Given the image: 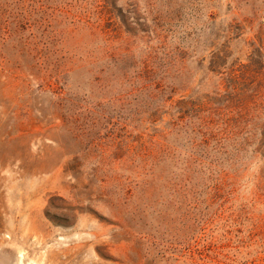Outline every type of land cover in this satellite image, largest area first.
Returning <instances> with one entry per match:
<instances>
[{"label":"rangeland","instance_id":"374dc122","mask_svg":"<svg viewBox=\"0 0 264 264\" xmlns=\"http://www.w3.org/2000/svg\"><path fill=\"white\" fill-rule=\"evenodd\" d=\"M105 1L0 0V264H264V50L243 75L264 48V0H128L136 38ZM213 10L215 27L245 32L217 98L234 157L212 177L186 171L194 137L175 134L181 161L161 180L142 111L162 89L216 96Z\"/></svg>","mask_w":264,"mask_h":264},{"label":"trees","instance_id":"16d2710c","mask_svg":"<svg viewBox=\"0 0 264 264\" xmlns=\"http://www.w3.org/2000/svg\"><path fill=\"white\" fill-rule=\"evenodd\" d=\"M127 1L128 0H106L105 3L110 8L111 13L119 18L121 27L125 30V33L136 38L138 37V34L134 33L135 31L132 28V24L137 25V23H135V21H133V23H130L132 17H128V14L131 8L128 7ZM207 2L211 3L213 2V0H207ZM133 6L134 5H132V7ZM195 8L198 9L193 10L192 18H194V21L198 18H203V15L198 12L200 6L195 5ZM134 9L137 10L135 6ZM214 10L213 12L206 13L205 16L208 23L211 22V30L212 32L216 33V35L214 40L210 43L204 58L210 59L208 68L209 74L219 77L220 85L217 89L218 92H215L217 97L215 96L210 98L206 96L198 98L197 101H192L188 98L187 100L183 99L181 101L173 103L171 92L169 93V90L162 89V91L159 93V97H163L165 94H167L165 98L169 99L163 102L161 105H158L157 107L153 105H146L145 110L142 111V114L145 117L143 122L146 125H149V128H147V130L145 131L147 132L149 140H152V142L148 141L147 145L149 144V142H151L149 145H156V152L148 151L144 153L143 158L146 160L145 162L147 164L152 163L150 165L156 167L159 174L158 177L161 180L165 178L166 168L173 167L175 166V164L178 165V163H180L181 161L180 156H178L174 152V149H171L174 145L172 144V142H170V139H172L175 134H186L188 136L190 135L194 137L191 146L193 149H195V152H187L182 154H185L186 157L182 162V164L185 166L186 171H190L193 164L197 163L198 169L202 173L203 177H208L202 170V168H205L208 165L211 167V169L209 170L210 177H212L214 173H217L218 169L222 167V160L230 161V159L234 157V152L229 150L233 138V136L231 135V126L229 127L228 125H225L223 121V112L225 113L227 111V108L219 107L217 98L223 95L222 88H225L226 91L229 90V88L223 86L226 80L224 79V76H229L231 78V83H234V75L236 76L235 70L231 69L230 73L222 71L226 69L227 61L232 55V42L242 37L245 32H243L242 34L237 33V35V28H235V26L232 24L228 26L224 31H222L221 28H217V26L215 27L216 21L219 20V14ZM189 28H193L194 31L189 35L194 33L195 35H197L196 33L198 29L196 25H193V27ZM263 50L264 48L262 46L252 47L251 53L249 55L250 62L243 73L244 76H246V74L248 73L246 71L251 70L256 73L257 70L262 69L261 67L258 68V61H256L255 59L257 57H261ZM229 77H227V80H230ZM140 79H142V77H140ZM151 80L152 79L150 78L144 80V89H149L150 87H152ZM55 94L56 98L59 99H63L65 96V93L62 90L61 92H57ZM153 124L155 127H152ZM153 130H155V135L151 137L149 136V132L153 133ZM262 130L263 138L262 142L260 143V147H264V127ZM251 140V138H245L237 143V146L240 147H238V149H240L238 154L239 161L244 160V154H246V151H248V148L251 145L250 143H252ZM153 172H155V170H153ZM227 175L228 171H225V173L221 174L219 178L222 179L224 176L227 177ZM210 189L214 192L215 190L219 191V186L211 187Z\"/></svg>","mask_w":264,"mask_h":264}]
</instances>
